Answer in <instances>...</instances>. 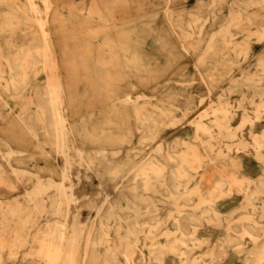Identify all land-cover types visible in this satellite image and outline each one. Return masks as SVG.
<instances>
[{"label": "bare ground", "instance_id": "1", "mask_svg": "<svg viewBox=\"0 0 264 264\" xmlns=\"http://www.w3.org/2000/svg\"><path fill=\"white\" fill-rule=\"evenodd\" d=\"M29 1L32 11L42 12ZM42 1L46 17L31 46L0 41L8 66V74H0L1 105L10 107L5 92L35 105L12 115L0 111V177L24 184L22 198L32 210L21 216L24 204L18 200L4 207L2 217L17 219V225L11 244L0 236V264L6 249L17 256L28 245V261L20 264H230L234 258L264 264V0H182L196 11L173 24L177 40L167 44L164 68L184 54L178 73L193 69L206 91L201 101H213L188 121L191 81L182 85L175 72L137 82L125 71L145 62L133 54V42L142 44L155 32L150 19L158 15L145 2L132 20L112 4L119 0L91 4L78 16L91 38L81 55L89 43L101 41L91 64L105 115L96 111L77 119L75 90L57 68L42 85L33 83L30 74L54 65L53 36L59 32L48 19L55 0ZM255 54L257 71L224 82L216 70L220 63L230 73ZM177 84L183 91L174 90ZM87 95L86 90L80 96ZM189 127L194 133L187 139L182 133ZM15 129L26 139L14 136ZM167 129L170 134H163ZM212 164L222 172L207 185ZM84 179L96 181L102 194L100 204L91 205L97 213L90 222L73 211L86 196ZM45 210L52 217L28 232L25 227L34 226L37 212ZM215 228L224 229V237L213 247Z\"/></svg>", "mask_w": 264, "mask_h": 264}, {"label": "rangeland", "instance_id": "2", "mask_svg": "<svg viewBox=\"0 0 264 264\" xmlns=\"http://www.w3.org/2000/svg\"><path fill=\"white\" fill-rule=\"evenodd\" d=\"M141 2H145L144 6L147 7L148 10H152L154 7L155 12L158 15L154 19L149 18L151 20L150 23L152 29H154L155 32L152 35L147 34L142 44L139 43L140 41H138V39L133 42V54L135 53L136 56H138L137 54H141L144 57L145 62L144 64L141 63L140 65L138 63L137 67L132 66L131 64L127 65L125 67L127 76L137 79V82H139V80H141L144 76L162 79V77H166V75L176 72L174 79H181L185 81L182 85H185L191 81L195 87L193 93L194 97L192 99L193 102L190 105L192 110L186 117L185 121L193 120L199 115L200 112L206 108L210 109V107L213 105V101H210V99L207 97L203 98L201 101V96H203L206 91L200 86L201 82L199 74L191 68H189V72L187 71V68L178 73L177 68L180 65V59L183 60V63L187 61L184 54H180L178 56L176 60L177 64L174 67L172 66L169 68H164V66L167 63L169 54L167 44H174V39H176V35L173 37L171 35V33H173V24L179 23L182 18L185 20L190 18L191 13L195 12L196 9L194 7L188 6V4L182 0H172L169 5H166L164 0H119V2H113L112 4L117 6V9L121 12V16L126 15L127 19L131 18L132 20V18L138 17V14L135 13L138 12L137 9L141 5ZM107 3L108 0H55V5L48 14L49 21L52 24L55 23L52 28L54 30H59V32L57 34L55 33L53 36L54 50L52 52V59H54V65L49 68L40 66L37 69L36 75L30 74L32 75L31 77L33 83L42 85L49 71L56 70V68L59 69V72L67 77L68 86L75 90L76 94L74 96V114L78 117H76L77 119H79L81 116L94 114L96 111H98L99 115L102 116L108 111L103 99H97L101 93L93 81L95 77V69L91 64L92 60L95 58V55L101 53V47L99 45L101 41L98 40L92 41L93 43H89V50L86 51L89 52L86 54V56L81 55L83 46L85 43L91 41V38H89V33L85 32V27L79 23L78 17L79 14H83L82 8H86L91 4L103 5ZM35 4L40 10H42L41 13H36L35 11L31 10L29 0H10L8 2L0 0V41L11 38L16 44L29 47L35 42L33 40L34 38L41 36L40 22L44 17H46V7L42 0H35ZM7 6H11L12 8L10 7L11 9H8L9 7ZM18 6L21 8V10L18 9ZM18 11H20V15H15L16 13L18 14ZM76 14L77 17L75 16ZM149 19L147 20L145 18L143 21H149ZM21 22L26 24H21ZM134 22H137V26H141L143 24L141 20H133V23ZM207 36L208 35L205 34V38H207ZM257 49L259 50V47L255 46V51ZM103 53L105 54V52ZM169 58H171V56ZM209 67L210 64H206L205 69H208ZM260 67L261 64L258 62L257 56L255 54V58H252L247 62H242L230 73L226 71V66L220 63L217 64L216 70L219 74L225 76L223 81L227 82L229 78H239L248 72L257 71L260 69ZM0 74L4 76L8 74V66L4 60L1 46ZM122 85L124 84H121V86ZM182 85L177 84L174 90L179 89L180 91H183L180 89ZM86 90L88 95L86 97H81L80 95H82V93ZM5 97L10 102V107H12V109H10L9 106L4 108L1 105L2 100H0V111L4 115H7L8 113L12 115L17 110H21L23 106L27 104V106H30L31 108L35 106L34 104H29L30 102L27 98L20 99L17 96L12 97L7 92H5ZM179 101L180 106L185 107L184 98L181 97ZM9 121L10 120H8V122ZM1 126L4 127L5 123ZM186 129L188 130H186L185 133H182V135L185 138L190 139L194 133V128L189 127ZM13 133L15 134L14 136H20L22 139L24 137L23 140L26 139V137L23 136L24 134H22L21 131H18V129H15ZM163 134L170 133L167 129L166 131H163ZM81 137L82 139L85 137V131L81 130ZM227 142L228 144L234 146L235 141L228 139ZM85 144L87 147L91 146V143L88 140L85 142ZM221 172L220 164H212L208 171L209 176L207 179V185L212 184L216 179H218ZM24 189V184L18 182L13 177H0V236L2 239L8 242V244H11L13 237H15V234L12 230L17 225V219H11L7 217L4 219L2 216L7 213L4 207L10 203H15L16 200H18L24 204V207L19 211L21 216L30 214L32 210L27 207L22 198ZM83 190L84 193H86V196H83V199L78 203V209H74L73 211L78 212L80 219L84 222H90L92 220L94 221L96 219L97 210L94 208L92 209L91 205L100 204L102 201V194H100L99 187L94 180L84 179ZM37 213L39 216L37 217V222L35 225L25 227L28 232H33L36 227L43 226L46 219L52 217V212L49 210L38 211ZM169 226L172 227L171 225ZM213 231L214 232L211 233V245L215 247L217 246L220 238L222 236L224 237V229L215 228ZM14 248H16V246ZM30 248V245L19 248L17 256L9 255V250L6 249L2 264H20L27 262L28 258H24V253L29 251ZM13 250L15 251V249ZM230 264H244V259L234 258Z\"/></svg>", "mask_w": 264, "mask_h": 264}]
</instances>
